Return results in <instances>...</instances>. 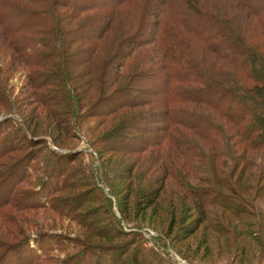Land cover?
Masks as SVG:
<instances>
[{"label":"trees","instance_id":"trees-1","mask_svg":"<svg viewBox=\"0 0 264 264\" xmlns=\"http://www.w3.org/2000/svg\"><path fill=\"white\" fill-rule=\"evenodd\" d=\"M136 3L137 0H0V35L15 52L29 81L26 100H16L12 106H5L10 96L0 86V104L7 107V116L17 113L22 122L7 117L6 125L0 121V264H121L126 252L127 244H122L124 251L115 256L102 253L97 257L100 253L92 251L97 246L85 242L81 235L68 238L66 234H48L49 230L38 225L28 230L18 223L17 214L10 212L9 208L19 213L50 210L86 228L103 218L108 223L103 229L95 225L89 229L95 236L110 243L112 233L126 235V231L114 228L119 227L116 221L120 219L113 216L109 206L114 204L119 214L123 210L116 190H110L113 187L106 182L109 192L97 195L106 208L102 204L89 207L88 212H95L89 215H80L70 206L59 210L53 193L70 191L71 178L84 171L73 167L74 156L47 148L50 134L33 138L38 134L27 116H22L24 120L19 113L20 105L27 100L45 108L55 127L69 136L74 127L88 121L89 115L99 116L114 109L105 115L108 116L134 104L159 108V127L154 128L151 137L137 141L143 152L149 148L159 152V190L148 186L139 191L135 205L154 211L169 188L166 183L175 182L192 198L187 212H196L192 226L186 230L188 237L205 223L207 212L220 208L237 220L245 241L263 240L253 229L263 230L261 223L256 226L255 216L251 221L247 206L255 212L261 209L256 211L257 205L222 176L224 172L217 164L220 158H232L230 174L234 177L241 164L243 169L251 161L246 154H237L239 146L244 152H264V0H146L144 17L151 28L145 40L140 33L130 36L118 32L115 24L123 20L118 13ZM94 7L109 8L110 11L101 10L107 18L100 14L77 18L84 9ZM148 46L161 58L159 69L150 70L151 74L139 72L121 88L120 77L127 62L136 49ZM77 78L89 92L99 91L98 99L85 111L82 109L86 101L76 92ZM140 81L149 86L140 89ZM125 127V131L133 129ZM117 134L121 136L123 132ZM100 141L103 148H111L104 143V136ZM181 158L189 164L187 170ZM184 171L191 172L197 183H192ZM101 172L98 179L107 180L102 167ZM34 175L42 180L39 186L22 190L20 187ZM261 177L262 173L253 188ZM260 193L264 194V186ZM73 195H67V199L74 201L78 209L87 206L83 194ZM175 223L173 217L168 233L173 232ZM64 242L83 252L50 261L47 254ZM68 249L65 245L61 251ZM140 258L132 254L127 257L129 261L123 262H146L145 256V260Z\"/></svg>","mask_w":264,"mask_h":264},{"label":"rangeland","instance_id":"rangeland-1","mask_svg":"<svg viewBox=\"0 0 264 264\" xmlns=\"http://www.w3.org/2000/svg\"><path fill=\"white\" fill-rule=\"evenodd\" d=\"M145 2L146 0H137L136 4L126 6L118 13L123 19L118 24L117 21L115 23L118 32L130 36L140 33V38L143 40L149 37L151 26L144 17ZM89 7H93V5ZM103 9L110 11L109 8L106 9L105 7H102V9L97 7L88 8L84 9L77 18L83 20L84 17L93 18L97 14L107 18L106 13L101 11ZM5 41L0 35V86L5 87L7 94L10 96L5 106H12L16 100H26L29 81L23 65L16 59L15 52ZM78 46H82V44H78ZM139 48H142V45ZM143 49L140 51L136 49L135 55L127 62V66L120 77L121 88L128 86L133 77L139 72H142L141 74H151L150 70L159 69V59H161L159 54L151 46ZM222 66L226 67L225 65ZM81 78H77L75 83H79ZM139 83L140 89L149 86L146 81H140ZM155 83L159 86V81ZM87 89L86 84H77V96L86 101L82 111L90 107V104L94 103L99 97L97 89H93L91 92ZM28 101L26 104L22 103L20 105L19 113L21 117L27 116L29 125L38 134L33 138L40 139L42 136H48L41 134H50L51 137L46 138L47 148L60 154L74 156L73 163L70 161L74 165L73 167L79 166L84 171V173H78L74 178H71L70 191L53 193L59 210L64 211L66 206H70L74 207L80 215H89L90 213L95 214V212L87 211L89 207L97 208L102 204L106 208V205L103 202L99 203L100 199L97 198L100 193L105 196V193L109 192L108 187L105 186L106 182L107 186L112 185L113 188L109 187L110 190H116L117 194L115 196L119 205L121 202L123 210L122 214L121 212L119 214L114 204L109 206L113 216L120 219V222L116 221L119 227L114 226V228L126 231V235L121 236L112 233L110 236L113 240L107 243L108 241L95 236L89 231L90 227L94 225L99 229H103V225L108 224L103 222V218L99 222L97 220V222L92 221L89 227L86 228L80 226L75 220L50 210L40 209L19 213L9 208L10 212L17 214L15 216L19 217L18 223L23 224L26 229L35 230V227L41 226L42 230H49L48 234L61 233L62 235L66 234L68 238L81 235L85 242L88 241L97 246L92 249L94 254L100 253L97 257L102 253H112L115 256L116 253L122 252V244H127L124 248L126 252L123 255V260L120 261L121 264H124L123 261L127 260V257H132V254H135L138 258L141 257L140 259L145 256L146 262L143 264H264V194L260 193L261 186H264V152H244V149L239 146L236 149L237 154L244 153L251 161L248 160V166L243 169L241 164L234 177L230 174L234 163L232 158H220L217 164V167L224 172L222 176L226 177L231 183L233 182L235 188H240L238 190L257 205L256 211H259V208L261 209L260 212H255L254 209L247 206L250 211L247 213H249L248 216L251 217V221L254 220L252 216H255V220L257 218L256 226L258 227L261 223L263 230L256 227H253V229L262 235L263 240L259 242L245 241L240 234L242 227L237 220L220 208H213V212H207L205 223L200 225L195 233L188 237L187 234L189 233H186V230L192 226L196 212H187L192 198L187 195L179 184L175 182L172 184L166 183V187L169 184V188L157 201L154 211L151 209L144 211L143 205L139 207L135 205L139 191L148 186L159 190V152L152 151L151 148H149V151L143 152L137 142L142 138L151 137L154 134V128L159 127V108L147 104H134L136 106L133 105L126 109L120 108L119 111L108 116L105 115L114 109L99 114V116L89 115L88 121L81 122L80 127H74L69 136L68 132L66 133L55 127L45 108L34 106L33 101ZM146 111L148 112L146 113ZM7 112V107L5 109L3 104H0V121H3V125H6L4 120L6 117L22 123L19 114L14 113L7 116ZM125 126L133 127L132 131H125ZM135 127L137 128L136 132L134 131ZM139 127L140 130H138ZM118 132H123V134L119 136ZM102 136L106 138L104 143L111 145V148L105 149L101 146L100 137L102 138ZM29 137L32 136L29 135ZM51 139H54L55 143ZM181 159L183 168L187 170L189 164L183 158ZM222 160L224 161L221 166ZM49 162L50 159L48 164ZM101 167L107 180L98 179ZM184 172L191 178L192 183H197V179L193 177L191 172ZM261 173L262 177L256 187L253 188ZM230 176L233 179H229ZM38 178L34 175L20 188L22 190L37 188L42 182V180L38 181ZM238 179H240L239 182ZM59 186L61 188L62 184L59 183ZM223 192L226 191L223 190ZM73 193L83 194L84 200L88 201L87 206H84L82 210L76 207L74 201H68L67 195H73ZM173 217L176 225L172 230L173 232L168 233ZM22 219H25V221ZM34 223L36 225H33ZM113 236L117 239H114ZM65 245L69 249L61 251ZM176 249L182 252L183 256L178 255ZM77 251L81 250L72 249L69 243L64 242L47 256H49L50 261L58 262L65 258L67 254ZM115 260L117 261V259ZM47 264H50V262L48 261Z\"/></svg>","mask_w":264,"mask_h":264}]
</instances>
